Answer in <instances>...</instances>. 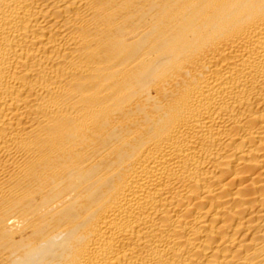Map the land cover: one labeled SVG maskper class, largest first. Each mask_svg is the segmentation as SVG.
I'll return each mask as SVG.
<instances>
[{"label": "bare ground", "instance_id": "6f19581e", "mask_svg": "<svg viewBox=\"0 0 264 264\" xmlns=\"http://www.w3.org/2000/svg\"><path fill=\"white\" fill-rule=\"evenodd\" d=\"M0 264H264V0H0Z\"/></svg>", "mask_w": 264, "mask_h": 264}]
</instances>
